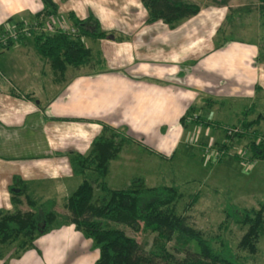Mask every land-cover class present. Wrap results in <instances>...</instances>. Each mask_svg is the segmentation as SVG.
<instances>
[{"label": "crops", "instance_id": "0c3cea01", "mask_svg": "<svg viewBox=\"0 0 264 264\" xmlns=\"http://www.w3.org/2000/svg\"><path fill=\"white\" fill-rule=\"evenodd\" d=\"M55 1L59 13L93 14L113 37L85 39L99 63L73 74L67 67L52 100L54 73L33 45L25 47L26 38L0 50V208H12L7 186L13 175L30 180L39 194L67 197L80 180L68 153H87L102 125L122 129L132 139L126 145L164 158L182 143L180 118L189 107L253 102L264 89L257 46L222 36L224 11L211 2L170 28L161 20L146 22L140 0ZM41 8V0H0V31ZM130 164L122 147L110 161L107 184L122 180ZM34 245L0 264H93L98 257L73 224L38 237Z\"/></svg>", "mask_w": 264, "mask_h": 264}, {"label": "trees", "instance_id": "16d2710c", "mask_svg": "<svg viewBox=\"0 0 264 264\" xmlns=\"http://www.w3.org/2000/svg\"><path fill=\"white\" fill-rule=\"evenodd\" d=\"M211 1L226 5L228 0ZM256 1L258 13L264 20V0ZM140 2L146 11V22L161 20L170 28L201 9L194 0ZM41 3L42 8L31 17V22L26 19L10 22L17 32V39L30 37L37 55L48 63L58 79L64 77L67 67L78 69L99 63V57L85 45V39L112 38L113 33L103 29L93 14L80 18L72 11H68L72 30L57 28L49 31L46 24L59 14V5L55 0H41ZM25 26L28 34L22 32ZM16 40L8 39L4 45L0 42V50L11 47ZM257 59L264 61V56L259 55ZM191 110L192 106L188 108ZM261 117L258 114L252 120L241 121V128H231L218 149L220 157L229 154L234 138L248 137L249 160H264V132L253 128ZM186 119L184 114L180 123L186 126ZM190 121L207 128L213 126L199 115H192ZM102 127L87 153H68L71 172L81 179L65 198L66 214L56 210L55 197L39 194L30 180L12 176L7 186L12 208H0V258L5 255V248L12 245L15 256L35 248V239L64 224H73L92 241L93 248L98 250L93 264H246L248 255L256 253L259 239L264 234V197L257 208L230 202L225 205V218L244 227L235 248L222 235L205 236L190 223L186 213L178 210L177 203L183 198L178 184L147 185L138 175L123 188L108 186L106 176L110 161L116 159L123 145L131 143L132 139L122 129ZM234 157L238 158V155ZM95 189L100 195H95ZM196 198L191 195L185 210ZM23 204L25 209L21 207ZM113 224L154 233L150 248L145 249L136 238ZM240 251L247 255H240Z\"/></svg>", "mask_w": 264, "mask_h": 264}, {"label": "rangeland", "instance_id": "374dc122", "mask_svg": "<svg viewBox=\"0 0 264 264\" xmlns=\"http://www.w3.org/2000/svg\"><path fill=\"white\" fill-rule=\"evenodd\" d=\"M194 1L202 6L211 2L214 7H219V12L224 11L222 12L224 15L222 14L221 35L230 36L241 42L246 41L248 44L253 43L258 48L257 56H264V20L258 13L256 0H228L226 5L211 0ZM55 18L56 26L59 22H64L68 27L71 26L68 12L60 11ZM25 19L31 22V17L26 16ZM26 39L25 47L32 48L31 38ZM19 41L17 39L15 42ZM257 61L264 63L262 59H257ZM93 66L94 64L83 68L89 69ZM70 69H72L69 70L70 74L77 72V69L74 70L73 67ZM31 75L40 77L37 71H33ZM48 76L47 73L43 76L45 77L43 80H48ZM53 78L54 83L60 81L55 76ZM59 86L62 85L54 84L51 88L50 100L54 99L59 92L57 91ZM258 114L262 116L261 120L253 128L264 132V89L258 91L253 102L222 100L209 106L197 103L192 106L191 111L186 112V126L181 130L180 136L183 144L176 145L171 151L165 153L164 158L147 153L137 145H123V153L131 158L130 168H127L128 171L122 180L119 179L117 183L109 181L108 186L123 188L135 174V176H142L147 185L178 184L183 193V198L177 203L178 210L186 213L190 223L205 236L222 235L235 248L244 232V227L228 221L223 209L227 202L246 208L258 207V202L264 197V160H249L246 147L248 137L234 138L230 143L229 154L226 156L220 157L218 149L225 142L228 129L241 128V121L252 120ZM192 115H199L213 123V126L207 128L192 123L190 121ZM234 155H238V158ZM74 186L75 183H72L71 188L73 189ZM62 195L63 197L56 199V210L61 214H66L67 210L64 206L66 193ZM95 195H100L98 189H95ZM191 195H196V201L185 210ZM21 207L25 209L26 205L23 204ZM113 225L124 229L145 249L150 248L154 233L136 231L122 224ZM13 248L14 245L5 248V255L0 258V262L15 257ZM238 253L243 256L247 255L243 251ZM246 264H264V234L259 239L256 253L252 256L248 255Z\"/></svg>", "mask_w": 264, "mask_h": 264}, {"label": "built area", "instance_id": "2783aa9c", "mask_svg": "<svg viewBox=\"0 0 264 264\" xmlns=\"http://www.w3.org/2000/svg\"><path fill=\"white\" fill-rule=\"evenodd\" d=\"M55 20H56L55 17H51L49 19V21L46 24V27H47L48 30L53 31V30H55L57 28H60L62 30H72L71 29V26L68 27L67 24H65L64 22L63 23L62 22L61 23L59 22V25L56 26L55 25ZM54 26H56V27H54ZM22 32H25L26 34H28L27 33V30H26V26L23 28ZM8 39H11V40H16L17 39V32H16V30L14 28V25L11 24V23L8 24V26L6 27L4 33L2 35H0V42L3 45L6 44V42H7ZM229 130L230 129H228V131Z\"/></svg>", "mask_w": 264, "mask_h": 264}]
</instances>
